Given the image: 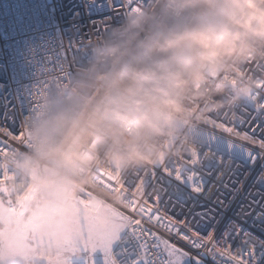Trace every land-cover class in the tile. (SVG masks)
Returning a JSON list of instances; mask_svg holds the SVG:
<instances>
[{"label":"built area","instance_id":"2783aa9c","mask_svg":"<svg viewBox=\"0 0 264 264\" xmlns=\"http://www.w3.org/2000/svg\"><path fill=\"white\" fill-rule=\"evenodd\" d=\"M122 3L0 0V126L14 133L23 126L28 142L24 147L8 141L16 149L10 188L49 195L61 206L77 203L86 189L92 195L83 207H111V194L97 182L98 169L124 175L188 153L211 119L237 115L264 84V30L255 31L264 0H255V8L245 0H141L126 12ZM209 29L238 35L234 44L212 52L187 38ZM61 53L67 56L66 78L49 73L42 88L36 62L47 55L55 64ZM32 85L40 94L28 110ZM247 119L259 124L261 135L264 122ZM249 125L239 130L250 131ZM239 171L243 187L236 203L264 205L256 194L257 172L243 165ZM33 205L5 220L17 226ZM245 227L257 235L264 230L254 214ZM119 249L114 245L124 264L130 253ZM70 259L62 251H38L24 262L0 258V264Z\"/></svg>","mask_w":264,"mask_h":264},{"label":"snow or ice","instance_id":"6c2138e0","mask_svg":"<svg viewBox=\"0 0 264 264\" xmlns=\"http://www.w3.org/2000/svg\"><path fill=\"white\" fill-rule=\"evenodd\" d=\"M140 3L123 0L119 7L126 12ZM52 60L45 55L43 62H36V81L42 88L49 83L45 79L49 73L58 79L67 76L63 71L66 54L61 53L55 64ZM39 94L40 89L32 85L27 93L28 110ZM248 117L264 122V84L237 115L224 113L211 119L206 125L209 131L200 134L198 147L188 153L124 175L98 169L97 182L114 201L107 212L111 223L88 243L69 242L66 247L73 249L69 264L77 259L97 264V253L102 264H121L113 250L116 244L120 254L130 253L124 264H264V230L257 235L245 227L253 214L264 224V205L256 200L236 203L243 187L238 179L241 165L257 172L256 183L264 190V130L256 135L259 124L249 125ZM245 125L250 131L239 130ZM0 137L7 138H0L2 219L24 212L39 202L40 195L9 187L16 149L8 141L28 147L23 126L19 133L0 126ZM260 190L256 194L264 199ZM91 195L81 190L78 206L85 205ZM76 219H81L80 213Z\"/></svg>","mask_w":264,"mask_h":264},{"label":"rangeland","instance_id":"374dc122","mask_svg":"<svg viewBox=\"0 0 264 264\" xmlns=\"http://www.w3.org/2000/svg\"><path fill=\"white\" fill-rule=\"evenodd\" d=\"M109 208L103 204L89 210L76 202L61 206L53 197L40 195L39 202L17 226L6 221L5 215L0 219V258L8 263L24 262L38 251H62L72 256L73 249L66 245H83L106 229L111 223ZM78 213L80 220L76 219ZM96 259L102 264L99 253Z\"/></svg>","mask_w":264,"mask_h":264},{"label":"clouds","instance_id":"9594fccd","mask_svg":"<svg viewBox=\"0 0 264 264\" xmlns=\"http://www.w3.org/2000/svg\"><path fill=\"white\" fill-rule=\"evenodd\" d=\"M245 3H247L250 8H255V0H245ZM262 30H264V12L261 13L260 25L257 29H255V31L259 32ZM237 35L238 34H233L227 30L218 31L215 29H209L195 34H190L187 38L195 40L202 47L208 49L209 52H212L226 43L234 44Z\"/></svg>","mask_w":264,"mask_h":264}]
</instances>
